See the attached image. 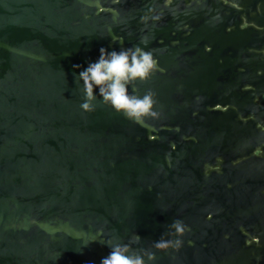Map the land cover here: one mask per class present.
I'll return each instance as SVG.
<instances>
[{
  "label": "water",
  "instance_id": "obj_1",
  "mask_svg": "<svg viewBox=\"0 0 264 264\" xmlns=\"http://www.w3.org/2000/svg\"><path fill=\"white\" fill-rule=\"evenodd\" d=\"M138 44L162 69L137 83L159 118L138 125L99 95L84 112L75 65ZM251 47L264 0H0V264H100L110 236L151 248L177 218L183 247L150 264H264Z\"/></svg>",
  "mask_w": 264,
  "mask_h": 264
},
{
  "label": "clouds",
  "instance_id": "obj_2",
  "mask_svg": "<svg viewBox=\"0 0 264 264\" xmlns=\"http://www.w3.org/2000/svg\"><path fill=\"white\" fill-rule=\"evenodd\" d=\"M144 19L147 20V17ZM141 43L146 45L148 40L142 38ZM99 52L97 60L89 61L86 67L75 65L80 69L75 80L82 81L81 109L86 113L95 112L99 95L104 105L138 125H145L150 119H158L160 112L156 107L157 94L152 89H148L140 95L137 88L138 82H146L155 73L162 71L153 51L146 50L138 44L111 51L101 47ZM168 227L169 230L163 233L159 240L154 241L151 248L133 247L142 240L137 233H134L127 243L122 242L118 236H110L105 241L110 252L101 259L100 264H150L157 259L156 252L152 251V248L161 252L169 250L178 252L184 245L183 237L191 229L179 218Z\"/></svg>",
  "mask_w": 264,
  "mask_h": 264
},
{
  "label": "flooded vegetation",
  "instance_id": "obj_3",
  "mask_svg": "<svg viewBox=\"0 0 264 264\" xmlns=\"http://www.w3.org/2000/svg\"><path fill=\"white\" fill-rule=\"evenodd\" d=\"M259 7H260V2H259V6H258V9H259ZM248 26V23L246 22V19H245V21H244V23L241 25V28H245V27H247ZM257 28H261L260 26H258L257 25ZM262 29V28H261ZM259 49H261V51L264 53V48H260V47H258V48H256V47H251V48H249V51H253V52H257ZM262 72L260 71L259 72V74H261ZM247 89H251L252 87H246ZM256 91L257 92H260L261 93V96H258L257 97V102L259 103V104H263L264 103V87H260V88H258V89H256ZM225 109V108H224ZM263 129H264V127H263ZM255 153L257 154V155H260L261 153H262V150L261 149H257L256 151H255Z\"/></svg>",
  "mask_w": 264,
  "mask_h": 264
}]
</instances>
